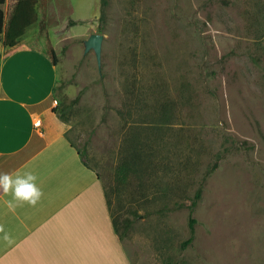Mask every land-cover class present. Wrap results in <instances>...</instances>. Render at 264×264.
<instances>
[{
    "label": "rangeland",
    "instance_id": "1",
    "mask_svg": "<svg viewBox=\"0 0 264 264\" xmlns=\"http://www.w3.org/2000/svg\"><path fill=\"white\" fill-rule=\"evenodd\" d=\"M35 1L19 47L55 49V105L71 107L67 137L120 229L130 221L132 262L264 264V0Z\"/></svg>",
    "mask_w": 264,
    "mask_h": 264
},
{
    "label": "crops",
    "instance_id": "2",
    "mask_svg": "<svg viewBox=\"0 0 264 264\" xmlns=\"http://www.w3.org/2000/svg\"><path fill=\"white\" fill-rule=\"evenodd\" d=\"M0 53V174L32 173L42 193L31 204L0 189V264H134L102 179L53 110L57 67L32 46Z\"/></svg>",
    "mask_w": 264,
    "mask_h": 264
},
{
    "label": "trees",
    "instance_id": "3",
    "mask_svg": "<svg viewBox=\"0 0 264 264\" xmlns=\"http://www.w3.org/2000/svg\"><path fill=\"white\" fill-rule=\"evenodd\" d=\"M6 3V0H0V34L5 35L4 37V43L7 46V51L4 53V55L8 54V52L10 50L16 49L19 46H21L19 39H21L23 37V35L25 34L26 30L32 26L33 24H35L37 22V12L35 9V5L37 4V2L35 0H19L15 10H14V14L9 22V24L6 26L5 22V12L2 8V6ZM107 5V0H102V7L104 9V7ZM104 11V10H103ZM51 61L54 65H57V63L59 62V58L58 55L55 51V49L50 45V48H48L47 50ZM1 53H0V58H1ZM56 89V87H55ZM80 100V95H78L77 97H75L72 100V103H77ZM70 106L68 107H54V112H56L59 117L65 121L68 122L69 121V112H70ZM79 153L81 155V157L83 158V161L85 162L86 165L90 166L88 164V162L86 161V159L83 156V153L81 150H79ZM131 161L127 160L125 162H123L122 164H120L117 168H116V174H117V179L120 181H126L130 171L133 170L132 165H131ZM107 193V192H106ZM201 194H202V187H200L198 189V192L196 194V196L193 199V205L194 206L198 199L201 198ZM108 197V194H107ZM108 203H109V197H108ZM110 207V204H109ZM112 214V212H111ZM113 217V215H112ZM194 222L195 220L192 219L191 220V235L190 237L185 241V244L187 243H191L194 239H195V227H194ZM113 223L115 225L117 234L119 236L120 239H124V237L127 235V229L129 228L130 225V221L127 220V223L125 222L124 224V230H121L119 225H118V221L115 219V217H113ZM166 264H179L177 262H168Z\"/></svg>",
    "mask_w": 264,
    "mask_h": 264
},
{
    "label": "clouds",
    "instance_id": "4",
    "mask_svg": "<svg viewBox=\"0 0 264 264\" xmlns=\"http://www.w3.org/2000/svg\"><path fill=\"white\" fill-rule=\"evenodd\" d=\"M35 181L36 176L32 173H25L24 175L4 173L0 174V189L5 192L11 190L16 199L26 200L31 204H35L42 195ZM9 206H12L11 203Z\"/></svg>",
    "mask_w": 264,
    "mask_h": 264
},
{
    "label": "water",
    "instance_id": "5",
    "mask_svg": "<svg viewBox=\"0 0 264 264\" xmlns=\"http://www.w3.org/2000/svg\"><path fill=\"white\" fill-rule=\"evenodd\" d=\"M104 35L100 33H93L88 39L85 40V51L89 52L94 50L98 60L99 67L102 62V46Z\"/></svg>",
    "mask_w": 264,
    "mask_h": 264
},
{
    "label": "built area",
    "instance_id": "6",
    "mask_svg": "<svg viewBox=\"0 0 264 264\" xmlns=\"http://www.w3.org/2000/svg\"><path fill=\"white\" fill-rule=\"evenodd\" d=\"M56 102V101H55ZM36 126H40L41 125V120L39 119L38 121H36Z\"/></svg>",
    "mask_w": 264,
    "mask_h": 264
}]
</instances>
